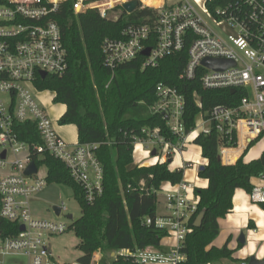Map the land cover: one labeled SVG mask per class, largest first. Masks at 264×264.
<instances>
[{
  "label": "built area",
  "instance_id": "2783aa9c",
  "mask_svg": "<svg viewBox=\"0 0 264 264\" xmlns=\"http://www.w3.org/2000/svg\"><path fill=\"white\" fill-rule=\"evenodd\" d=\"M65 1L0 0V155L5 151V158H0V218L18 225L17 234L0 238V264L5 257H25L27 264H60L54 260L46 239L66 233L70 225L32 216L34 196L48 185L47 172L38 176L40 167L36 166L35 174L25 175L33 154L48 155L60 162L82 190L83 203L93 204L104 191L103 169L95 154L98 143L66 142L58 133L64 114L51 119L43 100H37L38 95L49 92L40 90L38 82L48 76L61 77L68 68L60 29L49 19ZM131 1H137L133 12L148 9L154 16L143 24L128 25L118 38L102 41V64L110 72L109 82L119 66L142 56L145 49L150 52L142 56L143 67H156L162 59L177 55L188 46L181 79L198 78L206 91L233 90L230 92L233 95L239 90L240 93L232 106L215 105L204 110L201 102L196 101L195 124L186 132L183 95L173 87L158 84L155 101L148 109L151 115L162 118L171 139L159 127L142 128L132 140L133 157L140 152L142 163L148 162L145 166L172 164L183 154L192 136L194 142L199 135L215 132L220 138V161L231 165L235 160L227 158L228 152L245 151L254 142H264V0L227 5L215 15L205 0H74L73 11L77 15L96 10L102 17H108L110 11L121 12L122 6ZM205 59L227 60L234 66L213 70L201 64ZM51 94L54 99L55 94ZM62 106L66 112V106ZM25 123L34 125L39 144L18 139L15 127ZM153 151L155 155L151 156ZM206 163V160L203 164L198 160L184 163L182 170H198ZM260 179L264 180V175ZM196 188L195 183L185 181L162 187L165 212L154 221H145L146 225H153L174 238L176 246L169 253L148 247L136 252L121 250L111 257L132 255L136 264L183 262L185 256L180 249L198 208ZM248 197L251 203L264 205V186H254ZM59 209L57 218L65 211L63 203ZM102 257L100 252L93 253L89 264H100Z\"/></svg>",
  "mask_w": 264,
  "mask_h": 264
},
{
  "label": "trees",
  "instance_id": "16d2710c",
  "mask_svg": "<svg viewBox=\"0 0 264 264\" xmlns=\"http://www.w3.org/2000/svg\"><path fill=\"white\" fill-rule=\"evenodd\" d=\"M209 11L215 15L227 5L241 4L244 0H205ZM74 0L58 6L49 17L60 29L61 41L67 53L68 68L61 77L48 76L38 82L40 90L54 93V104L66 106L60 124L76 125L79 143H98L95 154L103 169V195L93 204L82 201V190L70 178L64 166L48 155L33 154L32 162L44 166L47 182L67 186L73 190L81 208V216L73 221L72 230L78 240L76 249L81 252L78 262L89 264L93 253L121 250L136 252L145 248L158 250L167 236L165 231L146 225V219L154 221L158 193L161 185H177L183 181L184 170L172 171L170 163L150 166L134 165L132 140L142 128H161L168 140L165 123L149 112L155 101V87L164 84L177 89L185 100L184 124L190 132L198 113L196 101L204 110L215 105H235L239 90L231 94L227 90L206 91L199 79H181L187 62L188 46L177 55L159 61L156 67H143L144 57L138 56L119 66L111 82L110 72L102 64L101 44L105 38H118L121 31L131 24H143L153 18L152 10L138 9L127 15L121 11L118 18L102 17L96 10L74 14ZM18 139L25 143H40V137L31 123L17 125ZM255 143V142H254ZM243 154L232 165H224L219 159L220 138L215 132L199 135L194 144L201 149L206 160L200 179L207 181L206 188H196L198 208L192 217L180 252L185 260L179 264H210L232 259L233 251L224 245L211 246L218 236V220L233 210V195L240 189L249 194L252 180L264 175V150L260 156L245 162ZM230 146H234L231 143ZM235 147V146H234ZM141 183L143 185H141ZM1 206V199H0ZM264 211V205H259ZM205 211L202 224L193 223L201 211ZM18 233V225L0 218V238ZM100 264H136L132 255H103Z\"/></svg>",
  "mask_w": 264,
  "mask_h": 264
},
{
  "label": "rangeland",
  "instance_id": "374dc122",
  "mask_svg": "<svg viewBox=\"0 0 264 264\" xmlns=\"http://www.w3.org/2000/svg\"><path fill=\"white\" fill-rule=\"evenodd\" d=\"M120 12L118 10L110 11L108 13V17L114 18L118 16ZM53 95L48 93H43L41 95L37 96V100L39 102L44 103V108L46 112L48 113L49 117L53 120L61 117L65 113V108L62 105L54 104L52 102ZM66 127V126H63ZM67 131H77L76 125H71L66 128ZM64 131V130H63ZM63 131L58 130V133L60 135L63 134ZM194 136L191 138V142L186 145V149L184 150L182 154V158L185 163L193 162V161H200L202 164L204 162L203 158L200 155V147L194 142H192ZM68 142V141H67ZM264 150V142L263 141H257L255 142L249 149L250 153L254 151H261ZM195 155V156H194ZM10 158V154H9ZM134 165H141L143 162L142 154L140 152L134 153ZM192 159V161H191ZM149 162L151 159L149 158ZM177 161V158L174 159V162ZM197 169H189L186 171L184 175V180L186 182H193L194 177L197 174ZM46 172V168L44 166L40 167L38 169V176L44 175ZM203 179H200L197 183V187L200 188L202 186ZM163 193H158V203H157V213H164V207H163ZM248 197V195H247ZM248 201L251 205L255 207H259L256 204L251 203L249 197ZM64 204L65 211L63 212V215L59 218H57L53 211V207H59L61 204ZM31 214L35 218L39 219H48L56 222H62L66 225H71V223L75 220H77L81 216V208L76 200L73 190L67 186H63L60 184L55 183H48L47 187H45L43 190H41L39 193H37L32 202H31ZM66 215H71L73 218V221L66 220ZM165 240L174 239L172 236H166L164 238ZM78 244V240L75 237L72 230H68L66 233L58 236H53L48 239H46V245L49 247L54 260L59 262L60 264H71L78 262V259L81 257V252L76 249V246ZM102 253L103 255L107 257H111V254L108 251H105L104 253L102 251H97ZM2 264H27V259L25 257H5L2 259Z\"/></svg>",
  "mask_w": 264,
  "mask_h": 264
},
{
  "label": "crops",
  "instance_id": "0c3cea01",
  "mask_svg": "<svg viewBox=\"0 0 264 264\" xmlns=\"http://www.w3.org/2000/svg\"><path fill=\"white\" fill-rule=\"evenodd\" d=\"M66 127H61L59 130L63 131V134L60 135L66 142L73 143L77 140V131H67L66 128L71 125H65ZM261 151H254L247 154L244 157L245 162H249L257 159ZM242 149H234L233 151L228 152L227 158L236 160L243 154ZM201 155V149H200ZM177 161H173L169 165V168L174 171L182 169L183 164L185 163L182 155L176 157ZM205 160V159H204ZM234 162V163H235ZM148 162L141 163L139 166H145ZM232 165V164H231ZM138 166V165H137ZM189 169H184L183 172V181L186 171ZM200 178L197 174L194 177L193 183L196 184L199 182ZM186 182V181H185ZM168 183H163L161 188L166 186ZM254 186H264V180L256 178L252 180ZM207 181L203 180L202 186L200 188H206ZM247 193L243 190L237 189L233 195V210L227 214L224 218L218 220L219 233L215 240L212 242L211 246L216 248H221L224 245H227V248L233 251L232 259L230 261L227 259L218 260L210 264H247V259L251 256H254L256 260L264 259V211L260 207H255L251 205L248 201ZM164 209V208H163ZM164 213H157V216H162ZM243 233L245 235V245H240L237 242V239ZM176 246L174 239L165 240L164 238L160 242L159 252L163 254L169 253Z\"/></svg>",
  "mask_w": 264,
  "mask_h": 264
},
{
  "label": "water",
  "instance_id": "95a60500",
  "mask_svg": "<svg viewBox=\"0 0 264 264\" xmlns=\"http://www.w3.org/2000/svg\"><path fill=\"white\" fill-rule=\"evenodd\" d=\"M137 8V1H131L129 3H126L122 6V9L124 12H126L127 14H130L132 13L135 9ZM149 52L150 50L149 49H145L141 55L142 56H148L149 55ZM201 64L204 66V67H207V68H210V69H213V70H225L226 68H229L231 66H234V64L230 61H227V60H212V59H205L201 62ZM42 78L45 77L44 74L41 75ZM231 93H233L234 91H230ZM155 155V152L153 151L151 153V156H154ZM0 158L3 160L5 158V151L1 153L0 155ZM220 159V158H219ZM204 170V166H201L199 169H198V172H202ZM37 171V167L36 165L32 162L28 165L26 171H25V175H32V174H35ZM52 211L54 212L55 216H58L59 213H60V209L59 207H53L52 208ZM204 214H205V211H201L194 223H193V227L194 228H199L202 224V220H203V217H204ZM68 220H72V216L71 215H68L67 216ZM19 230H23V226H20L19 227ZM237 242L240 244V245H245V242H246V239H245V235L243 233H240L238 239H237ZM247 264H264V259L263 260H256L254 256H251L247 259Z\"/></svg>",
  "mask_w": 264,
  "mask_h": 264
},
{
  "label": "bare ground",
  "instance_id": "6f19581e",
  "mask_svg": "<svg viewBox=\"0 0 264 264\" xmlns=\"http://www.w3.org/2000/svg\"><path fill=\"white\" fill-rule=\"evenodd\" d=\"M195 156V155H194ZM191 161H192V159H191Z\"/></svg>",
  "mask_w": 264,
  "mask_h": 264
}]
</instances>
